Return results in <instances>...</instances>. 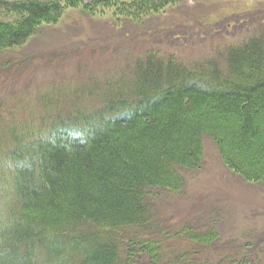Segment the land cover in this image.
Masks as SVG:
<instances>
[{
	"label": "trees",
	"instance_id": "obj_1",
	"mask_svg": "<svg viewBox=\"0 0 264 264\" xmlns=\"http://www.w3.org/2000/svg\"><path fill=\"white\" fill-rule=\"evenodd\" d=\"M174 1L0 0L19 16L0 21V53L57 24L66 9L84 4L96 14L111 11L115 21H137ZM225 63L223 71L214 63L189 69L149 58L127 93L133 109L113 89L96 112L59 114L46 131L0 134V145L9 142L0 163V264H139L138 253L150 264H196L194 256L164 262L159 242L122 241L116 232L155 228L151 190L184 188L179 169L201 166L204 136L231 170L264 183V41L229 51ZM195 239L208 245L216 238Z\"/></svg>",
	"mask_w": 264,
	"mask_h": 264
},
{
	"label": "rangeland",
	"instance_id": "obj_2",
	"mask_svg": "<svg viewBox=\"0 0 264 264\" xmlns=\"http://www.w3.org/2000/svg\"><path fill=\"white\" fill-rule=\"evenodd\" d=\"M83 6L66 9L57 24L0 53L2 140L11 127L37 133L59 114L66 119L77 111L96 112L113 98V89L133 109L136 99L127 93L135 69L149 58L189 69L214 63L223 71L229 51L250 40L264 41V0H175L137 21H115L111 11L96 14ZM18 17L0 4V21L13 23ZM8 143L0 145V163L7 160ZM179 172L185 179L181 190H151L155 228L127 227L116 232L117 238L154 239L164 262L194 256L196 264H264V183L231 170L209 136L203 137L201 166ZM206 233L216 239L193 243ZM140 256L139 264H150Z\"/></svg>",
	"mask_w": 264,
	"mask_h": 264
},
{
	"label": "bare ground",
	"instance_id": "obj_3",
	"mask_svg": "<svg viewBox=\"0 0 264 264\" xmlns=\"http://www.w3.org/2000/svg\"><path fill=\"white\" fill-rule=\"evenodd\" d=\"M262 132H264V131H262ZM261 134V133H260ZM264 136V135H263ZM262 137V136H261ZM228 142V141H227ZM241 147V146H240ZM263 150V149H262ZM252 152V151H251ZM258 152V151H257ZM262 158V157H261ZM242 159V158H241ZM252 167V166H251Z\"/></svg>",
	"mask_w": 264,
	"mask_h": 264
}]
</instances>
